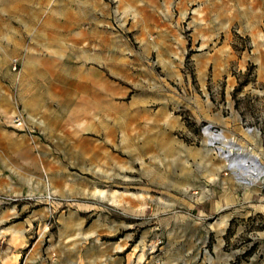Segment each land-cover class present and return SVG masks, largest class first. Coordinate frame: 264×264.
Returning a JSON list of instances; mask_svg holds the SVG:
<instances>
[{
  "label": "rangeland",
  "instance_id": "1",
  "mask_svg": "<svg viewBox=\"0 0 264 264\" xmlns=\"http://www.w3.org/2000/svg\"><path fill=\"white\" fill-rule=\"evenodd\" d=\"M81 1L0 0V87L10 91L9 121L23 113L41 150L59 161L60 183L65 175L77 186L73 200L46 190L33 201L49 209L44 246L55 241L57 215L75 205L90 209L87 221L115 220L110 248L108 237L96 239L103 253L122 249L119 236L134 235L124 251L132 252L133 264H264V34L259 63L244 39L229 56L222 33L214 45L194 40L202 19L207 27L228 23L233 34L250 23L263 27L264 0L252 8L246 0H164L167 9L171 3L177 43L146 59L128 57L138 40L110 14L120 5L94 0L114 28L107 36L106 79L90 85L86 79L97 74L76 64L68 46L53 59L42 49L45 54L21 66L28 36L57 43L52 10H74ZM116 31L121 46L111 52ZM115 71L120 78H113ZM99 88L107 97L92 95ZM223 121L230 122V142L219 129ZM90 152L96 154L88 160ZM47 166L56 172L52 161Z\"/></svg>",
  "mask_w": 264,
  "mask_h": 264
},
{
  "label": "crops",
  "instance_id": "2",
  "mask_svg": "<svg viewBox=\"0 0 264 264\" xmlns=\"http://www.w3.org/2000/svg\"><path fill=\"white\" fill-rule=\"evenodd\" d=\"M114 1L117 7L120 5L121 8L119 7L115 12L111 10L110 14H116L119 20L127 23L128 28L138 40V50L127 52L128 57L139 55L146 59L153 54L158 55L164 44L170 48L171 45L177 43L170 23L171 3L168 4L167 9V3L164 0ZM255 2L256 0H246L250 8ZM80 3L81 5L74 10L66 12L52 10L50 15L58 25L52 27V30L58 33L57 43L50 45L44 40L29 35L22 51L21 66L22 64L27 65L29 58L39 57V53H43L42 49H49L45 56L53 59L56 57L57 49L68 46L75 49L74 62L76 64L89 67L97 74V77L86 79L90 85L95 82L96 78L99 80L107 78L109 72L107 36L109 28L114 29L112 24L109 25V22H112L109 18L110 14H106L105 8L98 7L94 0H82ZM46 15L47 13L44 16ZM65 27L68 28V36H65ZM116 32V34L112 32L111 52H115L121 46V34ZM236 32L237 34L232 33L228 23L207 27V23L202 19L197 23L194 40L198 45L210 46L214 45L215 41L219 43L222 33L224 38L221 40L225 43L223 48L227 49L225 55L229 56L228 49L237 41L244 39V42L249 41V45L256 48L252 56L258 63L261 62L259 58L262 53H260L258 43L260 34H264V26L250 23ZM125 48V46L122 47L124 56ZM131 67L130 63L127 70H131ZM115 72L117 74L112 75L113 78H120L118 75L120 71ZM92 95L104 98L107 97V91L104 88L94 89ZM86 102L88 104L86 110L91 112L93 109L89 106H92V100L89 98ZM11 111L10 91L6 87H0V195L16 198L14 201L5 203L0 201V238L2 239L0 264H133L132 252L124 251L134 235L119 236L115 241L122 244V249L112 247L109 253H103L102 250H98L100 245L97 244L96 239L97 237H108L104 244L110 248L114 242L111 239L116 236L112 235L115 231V220L107 216L104 220H96L95 217L87 221L89 214L85 213L90 209H82L75 205H69L65 211L57 215L55 232L51 234L55 241H48V246H44L45 235H41V232L49 209L33 201L46 190L48 192L51 190L62 199L73 200L77 186L74 178L70 176L65 178V175L60 183L59 161H54L52 157L49 159L50 155L41 150L37 136L11 127L9 121ZM23 111L28 118L29 115L24 109ZM30 119L37 123L38 115ZM229 125V121L219 124L221 133L226 132L228 135L223 136L227 142L232 141L231 133L227 128ZM95 154V152H90L87 159L90 160ZM48 160L55 165V173H52L47 166ZM45 166L48 168L47 171H45ZM91 170L92 168H89V173ZM105 230H108L109 235L101 234Z\"/></svg>",
  "mask_w": 264,
  "mask_h": 264
},
{
  "label": "built area",
  "instance_id": "3",
  "mask_svg": "<svg viewBox=\"0 0 264 264\" xmlns=\"http://www.w3.org/2000/svg\"><path fill=\"white\" fill-rule=\"evenodd\" d=\"M18 66H19L18 59L13 58L11 61V70H13V71L17 70ZM10 125H11V127H13L14 129H16L18 131L30 133V128L28 127L27 123L25 122L23 113H21L20 111L16 112L12 116V119L10 121ZM46 197L48 199H52L51 195H47ZM14 200H16V198L10 197V196L0 195V201L3 203L14 201ZM1 242H2V239L0 238V243ZM157 264H159V263H157Z\"/></svg>",
  "mask_w": 264,
  "mask_h": 264
},
{
  "label": "bare ground",
  "instance_id": "4",
  "mask_svg": "<svg viewBox=\"0 0 264 264\" xmlns=\"http://www.w3.org/2000/svg\"><path fill=\"white\" fill-rule=\"evenodd\" d=\"M213 144V143H212Z\"/></svg>",
  "mask_w": 264,
  "mask_h": 264
}]
</instances>
